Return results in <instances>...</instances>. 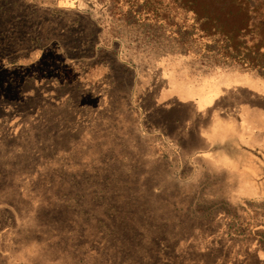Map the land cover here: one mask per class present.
<instances>
[{"label":"rangeland","instance_id":"1","mask_svg":"<svg viewBox=\"0 0 264 264\" xmlns=\"http://www.w3.org/2000/svg\"><path fill=\"white\" fill-rule=\"evenodd\" d=\"M192 9L0 0V264H264V12Z\"/></svg>","mask_w":264,"mask_h":264},{"label":"trees","instance_id":"2","mask_svg":"<svg viewBox=\"0 0 264 264\" xmlns=\"http://www.w3.org/2000/svg\"><path fill=\"white\" fill-rule=\"evenodd\" d=\"M193 2L192 12L203 6L206 10L216 13L218 17L228 19L232 14H253L264 12V0H189ZM196 4V7L194 6ZM263 17V18H262ZM264 19V16H261ZM245 27H241L244 29Z\"/></svg>","mask_w":264,"mask_h":264},{"label":"crops","instance_id":"3","mask_svg":"<svg viewBox=\"0 0 264 264\" xmlns=\"http://www.w3.org/2000/svg\"><path fill=\"white\" fill-rule=\"evenodd\" d=\"M14 52L11 51L10 55L4 50H0V82H12L16 79V76L19 75L18 70L28 64L34 63L37 60H41L44 57L43 50L36 49L32 51L29 47L25 46L23 49H18L14 47ZM10 70V80L8 77L4 79L2 74L4 71ZM24 73H22L23 75Z\"/></svg>","mask_w":264,"mask_h":264}]
</instances>
